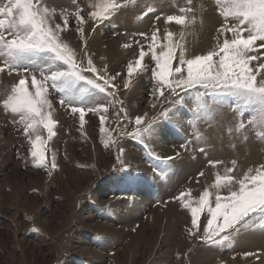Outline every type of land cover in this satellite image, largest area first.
I'll return each instance as SVG.
<instances>
[{"label": "rangeland", "instance_id": "374dc122", "mask_svg": "<svg viewBox=\"0 0 264 264\" xmlns=\"http://www.w3.org/2000/svg\"><path fill=\"white\" fill-rule=\"evenodd\" d=\"M95 2L42 0L56 10L50 21L53 27L63 25V13L68 14L69 27L60 32V40L76 52L78 61L86 64L87 52L99 75H104L105 68L109 75L120 73L110 91L122 103L109 107L104 125L117 143L105 148L97 114L87 113L81 130L78 114L73 116L70 107H62V94L50 88L48 98L57 126L56 135L46 146V161L51 168L54 154L57 168L49 173L32 165L28 145L15 130L12 117L0 111V264H264V228L206 243L199 237L207 211L201 213L200 230L192 236L191 214L177 199L180 193H189L185 202L191 200L196 206L203 191L215 193L211 185L216 174L223 175L226 168L234 167L231 175L239 179L249 168L264 164V142L256 137L258 129L248 125L255 114L244 110L248 115L243 121L245 142L239 134L229 133L241 119L238 104L231 98L219 94L203 97L211 109L205 112L194 91L190 95L181 92L183 102L175 106L170 101L179 97L171 96L168 90L162 89L164 95L158 100L153 95L154 62L148 50L152 33L157 32V53L168 43V32L173 33V43L180 41L184 32L186 56L206 55L216 46L222 23L213 0H192L194 11L189 15L196 23L187 28L166 22L168 15L179 14L178 7L185 6L186 0H117L127 7L99 26L87 20L81 39L75 30L74 12L86 14ZM148 8L153 11L148 12ZM141 45L148 52L142 61L146 70L138 69L128 77L127 65L139 58ZM18 80L15 73H0V100ZM125 80H131L127 89L123 87ZM110 99L99 93L85 96L89 103L104 104ZM154 102L155 108L151 107ZM121 107L128 119L123 112L117 118ZM170 107L176 115L169 121L161 111ZM137 116L145 117L140 127L154 131L150 135L145 131L134 140ZM43 135L46 137V131ZM121 148L124 153L118 160ZM153 152L173 159L166 163L155 160L150 155ZM129 175L140 179L132 185L120 182ZM211 199L214 201V195Z\"/></svg>", "mask_w": 264, "mask_h": 264}, {"label": "snow or ice", "instance_id": "6c2138e0", "mask_svg": "<svg viewBox=\"0 0 264 264\" xmlns=\"http://www.w3.org/2000/svg\"><path fill=\"white\" fill-rule=\"evenodd\" d=\"M213 4L222 23L217 29L216 46L206 55H196L192 58L186 56L182 43L184 32H181L180 41L175 43L173 33L168 32L165 37L168 43L161 46V51L157 53V32L152 33V43L148 45V50L154 62L152 76L156 83L153 95L158 100L159 96L164 95L162 89L168 90L171 96L179 97L178 100L170 101V104L175 106L183 102L181 92L190 95L194 91L200 107L205 112H210L211 109L206 106L203 97L219 94L231 98L238 104L236 111L241 119L234 128L229 129V133L235 132L247 141L243 121L248 119V115L244 110L251 109L255 115L248 119V125L258 129L256 137L264 142V63L259 62L264 60V54H260V50L264 49V0H213ZM191 5L192 0H186L185 6L178 7L179 14L168 15L166 22H174L185 28L194 25L196 18L189 15L194 11ZM91 7L92 10L86 14L81 10L74 12L75 30L81 39L84 37L83 25L87 20H92L99 26L127 5H122L117 0H97ZM152 11V8H148V12ZM55 14V8L50 9L42 0H0V73H15L19 77L18 83L0 100V111L12 117L15 130L22 134L28 145L27 151L32 165L49 173L57 168L54 154L51 157V168L46 161V146L56 135L57 126L53 118V104L48 98L50 88L62 94V107H70V114L73 116L78 114L81 130L86 123L87 113L99 115V131L105 134L101 137L105 148L117 143L111 131L104 127L108 109L114 104L122 103L117 100L115 92L110 91L115 88L113 81L120 73L109 75L105 68L104 75H99V70L87 52L84 54L86 64L83 60L78 61L76 52L60 40V32L69 27L68 14L63 13V25L56 24L53 27L50 21ZM156 19H159V16ZM140 35L146 36L144 33ZM128 46L124 45L126 48ZM146 55L148 52L144 51L141 45L139 58L127 65L128 77H132L134 71L142 69V61ZM214 57L218 59L214 60ZM86 73L92 75L88 76ZM130 84L131 80H125L123 87L127 89ZM94 93L111 99L106 100L104 104L87 102L85 96L92 97ZM151 107L155 108L156 103H152ZM120 112L124 113V119H128L123 107L118 110L117 118ZM175 115L171 107L161 111V116L169 121ZM144 119L145 117L141 116L134 119L137 126L132 133L134 140L140 138L145 131L149 135L154 131L147 126L140 127ZM17 125L19 127H16ZM45 131L46 137L43 135ZM140 142L143 143V140ZM200 151L204 152L205 149L201 147ZM123 153L124 149H119L118 160ZM150 155L164 163L173 159L161 158L154 152ZM17 156L21 158L19 152ZM210 163L216 165L221 162ZM232 164L235 166L236 161L233 160ZM233 171L234 167L226 168L223 175L216 174L215 182L211 185L215 193L203 191L196 201V206H192L191 200L185 202L189 193H180L177 197L181 206L191 214L192 229L196 231L189 229L190 235L196 236L200 230L198 222L205 210L206 225L199 238L206 243H215L217 238L221 241L227 240L240 231L264 228V164L254 169L249 168L239 179L231 175ZM139 179L138 176L129 175L120 178V182L132 185ZM224 190H227V194H222ZM213 195L214 201L211 199ZM31 231L39 230L32 228Z\"/></svg>", "mask_w": 264, "mask_h": 264}, {"label": "bare ground", "instance_id": "6f19581e", "mask_svg": "<svg viewBox=\"0 0 264 264\" xmlns=\"http://www.w3.org/2000/svg\"><path fill=\"white\" fill-rule=\"evenodd\" d=\"M263 250H264V248H263ZM200 258H202V257H200ZM196 264V263H195Z\"/></svg>", "mask_w": 264, "mask_h": 264}]
</instances>
